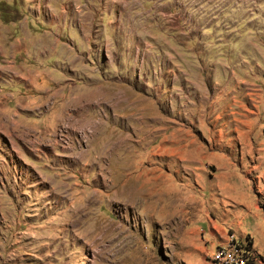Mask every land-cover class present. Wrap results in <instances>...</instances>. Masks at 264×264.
<instances>
[{
	"label": "rangeland",
	"instance_id": "rangeland-1",
	"mask_svg": "<svg viewBox=\"0 0 264 264\" xmlns=\"http://www.w3.org/2000/svg\"><path fill=\"white\" fill-rule=\"evenodd\" d=\"M13 8L0 264H211L231 238L264 264L231 229L208 248L224 207L264 211V0Z\"/></svg>",
	"mask_w": 264,
	"mask_h": 264
},
{
	"label": "crops",
	"instance_id": "crops-1",
	"mask_svg": "<svg viewBox=\"0 0 264 264\" xmlns=\"http://www.w3.org/2000/svg\"><path fill=\"white\" fill-rule=\"evenodd\" d=\"M13 3L14 0H8L4 7H0L3 12L2 15H4L5 12L7 16L6 18H8L10 14L14 12ZM5 32L10 31L6 29ZM252 201L254 203H252ZM248 203H251L252 205L251 211H240L234 205L229 206L228 208L226 206L224 207L225 212L221 213V216L223 217L220 219L221 222H210L211 224L209 226L208 235L209 249L220 245L225 239L226 229H231L241 236L249 235L252 237L254 242L252 249L256 255H261V253L264 251V211L260 210L255 200H250ZM226 225L228 227H226Z\"/></svg>",
	"mask_w": 264,
	"mask_h": 264
},
{
	"label": "built area",
	"instance_id": "built-area-1",
	"mask_svg": "<svg viewBox=\"0 0 264 264\" xmlns=\"http://www.w3.org/2000/svg\"><path fill=\"white\" fill-rule=\"evenodd\" d=\"M250 251L242 249L231 238L226 246H218L212 254L207 258L211 264H247L249 261Z\"/></svg>",
	"mask_w": 264,
	"mask_h": 264
},
{
	"label": "trees",
	"instance_id": "trees-1",
	"mask_svg": "<svg viewBox=\"0 0 264 264\" xmlns=\"http://www.w3.org/2000/svg\"><path fill=\"white\" fill-rule=\"evenodd\" d=\"M250 247H251V242H248V243L246 244L245 250H246V251H250ZM252 263H253V262L250 261V260L247 262V264H252Z\"/></svg>",
	"mask_w": 264,
	"mask_h": 264
}]
</instances>
